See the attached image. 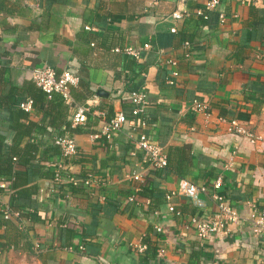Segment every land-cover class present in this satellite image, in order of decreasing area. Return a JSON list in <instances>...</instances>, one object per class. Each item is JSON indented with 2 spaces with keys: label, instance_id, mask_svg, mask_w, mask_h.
I'll return each mask as SVG.
<instances>
[{
  "label": "crops",
  "instance_id": "0c3cea01",
  "mask_svg": "<svg viewBox=\"0 0 264 264\" xmlns=\"http://www.w3.org/2000/svg\"><path fill=\"white\" fill-rule=\"evenodd\" d=\"M208 1L0 0V156L18 135L16 123L26 131L20 148L54 147L41 169L14 166L28 174L33 206L22 218L0 214V264H264V239L252 229V215L264 214V0H220L207 19L198 17ZM176 11L189 15L174 20ZM127 48L141 49L139 57ZM172 59L176 67L167 64ZM43 66L80 78L73 105L60 95L36 101L40 88L25 70ZM174 70L176 86L167 83ZM139 90L148 105L138 120L151 122L144 131L169 152L171 171L143 163L128 137L133 122L109 140L94 137L101 120L129 113V94ZM27 97L34 109L19 114ZM194 100L208 106L209 121L193 110ZM87 104L86 124L72 125L75 106ZM218 118L238 120L262 140L230 134ZM56 136L74 139L78 155L65 158ZM58 163L64 183L78 179L71 195L54 183ZM89 175L95 183L88 186ZM147 182L150 195H142ZM188 185L205 191L191 196ZM172 192L175 212L165 199ZM215 196L239 221L200 237L190 220L212 221ZM10 199L0 192V213Z\"/></svg>",
  "mask_w": 264,
  "mask_h": 264
},
{
  "label": "built area",
  "instance_id": "2783aa9c",
  "mask_svg": "<svg viewBox=\"0 0 264 264\" xmlns=\"http://www.w3.org/2000/svg\"><path fill=\"white\" fill-rule=\"evenodd\" d=\"M220 0H209L206 4L205 10L199 9L195 12L198 17L207 19L208 15L205 13L207 11H213L219 5ZM189 14L187 12L176 11L172 14L174 20H182ZM221 20L225 19V16L220 15ZM171 33H176L177 28L173 27L170 30ZM148 44L144 45L143 48H149ZM134 50L132 48H127L125 51L133 55L135 58H138L140 55V50ZM191 44L186 41L183 43V52L184 57L188 59L190 57ZM160 55H163V52L160 50ZM168 65L176 67L178 62L176 59L167 61ZM25 74L28 76V79L33 82L38 88H40L47 96L48 99H51L53 94H59L65 101L66 104L73 105L74 100L72 96V89L77 87L80 81V78L69 70H65L61 73H58L55 69L50 66L43 67H34L28 70H25ZM167 83L169 85L176 86L178 85V72L174 70L169 76ZM129 100L133 104V108L127 113L124 110H119L115 112L114 116L108 120H101L99 126V132L94 136L95 138L105 137L108 140L113 137L117 132H121L126 128V126L133 122V129L130 130L129 139L135 143L136 150L139 151L143 156V163L147 164L151 169L154 170H164L168 165V156L165 148L158 144L154 143L144 131L147 127L146 120H138V118L145 113L146 107L148 105V96L145 91H133L129 94ZM18 107L26 113H31L34 109V101L32 98H25L18 103ZM193 110L197 113H201L205 120H210L212 115L208 106L200 101H193ZM90 113V105L85 106H75V111L71 117V123L74 126L84 125L88 120V114ZM218 121L222 124H225L227 131L230 134L243 136L249 139L251 142L256 143L257 141L262 140V137L256 133L250 131L245 124L239 122L238 120L232 119L227 120L225 118H218ZM138 131V133H137ZM54 145H56L60 150L62 155L65 158H75L78 155V147L74 139L69 137L56 136L54 138ZM133 155H136L134 152ZM14 161L16 159L14 158ZM55 166V164L53 165ZM56 171L54 177V183L60 184L63 182L61 176L62 166L60 163L56 164ZM133 180H141L139 174H134L132 176ZM74 184L78 183V180L74 177H70L67 180ZM85 185H92L95 183V179L92 175H89L85 180H83ZM221 179L219 178L215 183V188H220ZM0 187L4 190L9 191L11 194L12 191L9 188V183L1 182ZM139 189H136L138 191ZM198 191H205V188H198L194 185H188L186 187V192L193 196ZM177 196L176 192L169 193L165 196L167 203L169 204V210L175 212V207L172 204L173 198ZM69 197V196H67ZM130 201L135 200V196H131ZM218 204V213L212 221H204L193 217L190 220V225L197 232L198 236L206 237L211 234H217L224 226L231 222L239 221V214L227 201H225L221 196H215ZM2 216L4 219L10 220L12 218H19V213L11 209L9 205H6L1 210ZM253 222V232L256 236L264 239V214L252 215ZM157 231H161L160 227H157Z\"/></svg>",
  "mask_w": 264,
  "mask_h": 264
},
{
  "label": "trees",
  "instance_id": "16d2710c",
  "mask_svg": "<svg viewBox=\"0 0 264 264\" xmlns=\"http://www.w3.org/2000/svg\"><path fill=\"white\" fill-rule=\"evenodd\" d=\"M38 97H36V101H41L46 99L45 93L38 89ZM59 94H53L52 98L49 99V102L53 101L55 98H57ZM19 114L25 115L23 110H19ZM148 120V119H147ZM148 124L151 123L149 120L147 121ZM14 130L18 132V135L16 136L13 145L8 149L6 153L1 154L0 156V183L1 182H6L9 183V188L12 191L11 193V199H10V207L12 210L17 211L19 213V218L24 217L26 214L24 210L26 209L25 206H33L31 200V194L28 192L27 188L24 186L27 184L28 180V174L23 173V172H18L17 170H14V166L20 165L25 167L26 169H31L32 171H35V169H41V160L45 161V163L48 165L50 163V157H49V152L50 150H53L54 147L49 146L46 148H41L39 147L36 143H28L25 145L24 148L19 147V143L21 142V139L23 135L26 133V131H21L22 126L21 124L19 125L18 123L13 124L11 126ZM168 156V165L164 170H154L153 172H165L166 170L171 171V160H170V155L169 152H167ZM14 158L16 161H14ZM36 161L37 163H34ZM52 178V174H49ZM88 176H86L83 180H85ZM75 178V177H74ZM76 179V178H75ZM78 180V179H77ZM80 181V180H79ZM152 184L150 182L147 183H142L140 185L141 188V194L142 195H150V188ZM59 191H66L68 195H71L74 193L75 188L77 186L74 185L72 182L68 183H62ZM153 187V186H152ZM4 191L0 187V192ZM1 217L2 216V213Z\"/></svg>",
  "mask_w": 264,
  "mask_h": 264
},
{
  "label": "water",
  "instance_id": "95a60500",
  "mask_svg": "<svg viewBox=\"0 0 264 264\" xmlns=\"http://www.w3.org/2000/svg\"><path fill=\"white\" fill-rule=\"evenodd\" d=\"M104 94H105V93H104L103 91H100V92H99V95H100V96H103Z\"/></svg>",
  "mask_w": 264,
  "mask_h": 264
}]
</instances>
